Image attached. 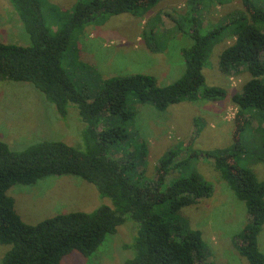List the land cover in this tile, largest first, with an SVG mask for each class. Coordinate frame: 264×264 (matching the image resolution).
Segmentation results:
<instances>
[{
    "label": "trees",
    "instance_id": "16d2710c",
    "mask_svg": "<svg viewBox=\"0 0 264 264\" xmlns=\"http://www.w3.org/2000/svg\"><path fill=\"white\" fill-rule=\"evenodd\" d=\"M7 1L31 44L24 47L0 42V79L31 84L62 119L74 106L84 125L85 151L60 141H39L12 151L0 141V245L9 246L0 264H60L72 252L89 258L107 236L116 233L126 217L137 230L129 246L134 256L125 264H206L201 233L189 229L179 213L208 198L212 186L194 173L165 183L167 174L185 163L186 159L178 161L179 147L158 161L151 188L141 186L135 172V159L140 155L121 163L113 152L131 136L127 130L134 116L129 106L131 99L162 112L181 102L219 101L225 97L223 89L206 87L202 75L208 49L223 37H231L234 42L220 54L219 70L227 75L230 69L243 66L250 76L232 101L240 114L254 115L263 124L264 9L245 0L249 16L240 13L216 29L194 26L188 33L191 45L181 51L183 73L172 84L160 87L152 76L143 74L113 77L102 81L101 88L90 98L76 87L63 66L72 34L101 18L141 16L161 0H77L54 32L44 23L41 0ZM190 3L195 4V0ZM102 120L109 126H103ZM247 125L246 120L242 121L229 153L205 152L203 156L212 161L214 169L245 205L249 222L236 235L239 254L248 264H264V253L257 245L264 225V180L258 181L250 169L239 167L234 160L245 152L241 140ZM257 129L264 152V128ZM145 149L141 145L138 152L143 156ZM65 175L93 185L110 206L101 205L89 213L59 214L35 225L23 223L7 191L14 185L32 186L46 177Z\"/></svg>",
    "mask_w": 264,
    "mask_h": 264
},
{
    "label": "rangeland",
    "instance_id": "374dc122",
    "mask_svg": "<svg viewBox=\"0 0 264 264\" xmlns=\"http://www.w3.org/2000/svg\"><path fill=\"white\" fill-rule=\"evenodd\" d=\"M77 0H41L45 25L56 31ZM264 9V0H247ZM161 0L141 16L122 14L86 24L72 34L64 54L63 66L76 87L92 98L102 81L135 74L152 76L160 87L175 82L183 73L181 51L192 41L188 35L196 26L216 29L226 20L249 10L245 0ZM192 17H195L192 21ZM153 30L154 34H151ZM0 42L30 46V40L11 4L0 0ZM231 37L215 40L208 49L202 69L206 87L220 88L225 97L219 101L181 102L157 111L149 104L130 100L134 116L128 124L130 138L114 154L119 162L135 159V172L141 186L153 187L158 161L179 147V169L167 174L168 184L178 176L194 173L212 186V194L197 204L183 208L179 216L191 230L201 233L206 264H248L237 250L236 235L249 222L245 205L230 190L205 152L229 153L242 121L248 122L242 135L243 154L235 156L239 167L250 169L258 181L264 180V128L256 116L240 114L232 97L241 92L250 76L245 67L223 74L219 56L232 45ZM102 125L109 126L102 120ZM84 125L74 106L62 119L44 95L29 83L0 79V141L12 151H21L39 141H60L85 151ZM145 146V155L138 152ZM194 153H196L194 155ZM133 154V155H132ZM22 222L35 225L44 219L69 212L89 213L110 201L101 198L96 188L70 175L51 176L32 186L14 185L7 191ZM136 225L126 217L114 235H109L89 258L77 252L64 257L60 264H125L134 256L129 248L136 235ZM257 245L264 253V225ZM9 246L0 245V260Z\"/></svg>",
    "mask_w": 264,
    "mask_h": 264
}]
</instances>
